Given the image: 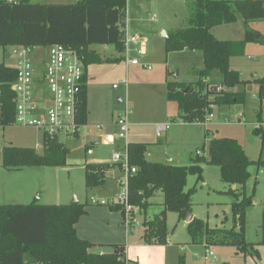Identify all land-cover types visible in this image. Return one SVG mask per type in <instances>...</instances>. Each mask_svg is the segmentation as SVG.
<instances>
[{
    "label": "trees",
    "instance_id": "trees-1",
    "mask_svg": "<svg viewBox=\"0 0 264 264\" xmlns=\"http://www.w3.org/2000/svg\"><path fill=\"white\" fill-rule=\"evenodd\" d=\"M190 14L186 26L167 32L164 51L197 52L202 56L200 68H192L194 83L185 85L165 72V99L177 106L178 118L185 123L202 122L213 108L244 105L245 91H235L246 82L229 61L244 55L248 43H262L254 39L256 33L248 28L253 21L264 20V0H189ZM127 0H75L69 4H38L18 0L8 4L0 0V47H43L54 44L76 49L82 57L84 84L81 89L77 121L86 123V70L90 65L116 64L124 60V26ZM241 19L244 26L242 40H218L212 29L232 24ZM92 45L113 47L116 57H104L91 50ZM217 74L218 81H213ZM14 67L0 63V128L10 127L15 121V102L12 86ZM259 86V110L263 106L264 77L254 79ZM188 86V88H186ZM220 88V90H216ZM186 91V92H184ZM259 116V115H258ZM260 123V119L258 118ZM262 134L261 150L264 148ZM207 137V132H205ZM42 150L6 144L0 149V165L4 170L17 171L30 167L59 168L66 166L68 149L56 138L42 137ZM90 146H86L88 148ZM91 148V147H90ZM201 155L190 158L187 166L170 163H151L145 158L146 145L128 144L129 166L136 172L128 179V203L138 213H145L156 193L162 196V209L142 222V240L148 245H165L167 212L175 213L183 221L191 213V196L195 187L185 190L189 175L195 184L202 182L203 165L216 166L222 183L236 189L231 196L232 226L229 229H210L200 219L186 224L191 244L231 246L236 253L247 254L253 245L244 238L245 215L253 206L252 196L245 195L249 179L248 168L264 161H251L242 146L233 138H208L198 149ZM108 164H85L86 189L104 182ZM122 214V207L108 206ZM86 214V205L78 202L67 205H39L31 203L0 205V264H118L116 258L125 252L124 245H113L110 253L99 255L90 251L94 244L79 238L75 225ZM111 247V245H108ZM258 257L257 252H255ZM179 264H183L182 257Z\"/></svg>",
    "mask_w": 264,
    "mask_h": 264
},
{
    "label": "rangeland",
    "instance_id": "rangeland-1",
    "mask_svg": "<svg viewBox=\"0 0 264 264\" xmlns=\"http://www.w3.org/2000/svg\"><path fill=\"white\" fill-rule=\"evenodd\" d=\"M73 2L75 0H31V3L38 4H69ZM190 3L189 0H127L124 20H131L129 33L140 35L144 40L145 53L142 55L137 53L138 46L131 45L129 58L138 60L139 65L128 66L126 61H123L116 64L103 63L88 66L87 72L91 77L90 107L92 118H90V121L88 120L86 129L94 137H85V127L81 129L77 137H58V141L63 143L69 151L66 158L67 170H56V173L55 170H49L48 174L39 173L28 177L32 186H34L35 180L39 181L36 184L38 187H36L37 191L33 198L41 191L44 196L40 202H46L45 195L51 197L47 202H53V196L57 190L62 195L66 192L70 194L75 189L76 192H72V194L74 193L73 197L79 202L81 201V204H84L86 199L89 204V199L93 196L97 199H103L104 196L115 199L122 192L121 188H114V184L109 185L107 183L106 186H109L100 190L102 194H93L85 188L80 169H82L84 163H111L110 158L115 148L105 142V136L112 129L107 128L99 132L96 126L105 125L115 119L123 113L125 108L132 112L138 123L144 125L142 127L144 134H150L152 132L150 125L156 122L162 121L170 125L168 133L171 134V141L168 142V146H165L164 141L157 143L155 137H152L153 142L163 148L150 150L151 155L146 159L157 163H167L166 157L172 156L173 163L179 164L177 166L188 165L189 161H182L179 157L184 155L188 158L193 153L194 145H202V135L205 127L200 123H195L199 126L195 125L197 128L195 126H179L189 124L180 122L176 104L165 99L164 66H168L171 72L176 71L175 67H177L180 73L179 82L185 81L183 82L185 85L194 83L196 79L192 76L191 65H186L185 61L181 65L175 64L173 61L176 56L165 53L162 33L167 34L165 31L169 32L186 26L190 14ZM242 27H244L243 22L238 19L235 23L217 26L212 30V34L218 40H234L239 32L243 30ZM248 28L259 35L261 42L264 41V20L250 22ZM257 44L259 46L251 48L241 56L243 59L239 57L238 61L255 68L257 64L256 72L260 74L259 76H263L264 67L262 66L259 70V63L261 66L264 62V58H262L264 46L262 43ZM90 49L104 57L117 56L111 46L92 45ZM45 55L46 48L36 47L34 49L32 56L37 68H39L40 57ZM247 56H250V59H247ZM16 57L10 47H0V63L13 67L15 64L14 58ZM146 65L150 66V69H147ZM245 76L247 75H243V78L248 79V76ZM192 80L194 81L192 82ZM123 82H126V86ZM254 87L256 86L248 85L245 87V103L244 105H236L233 108L235 113H231L228 117L229 121L226 120L225 123L224 118L218 117L221 123H225L218 128V132L212 130L211 127L208 129L210 137L226 136L237 140L247 158L256 162L258 159L264 161V148L261 150L262 134H258L256 130L258 128L256 119L258 102L256 93L251 92ZM236 89L242 90V87ZM252 94L255 95L253 98ZM119 99L121 100L120 103L118 102ZM237 111L243 112V117L240 118L236 113ZM218 119L215 116L210 122H216ZM262 119L264 120V114ZM239 120L242 122L241 124H239ZM131 131L132 129L129 131L128 141ZM137 131L139 132L138 128L135 132ZM262 132H264V124ZM39 134V132L36 134L32 128L15 124L4 129L0 128V149L6 144L17 147L23 145L34 147L40 143L41 134ZM90 141L94 144L91 147L93 150L92 155L88 154L86 149V145L91 146ZM205 142H207V139ZM248 172L250 176L245 184L244 191L245 195L252 196L253 206L247 210L245 215L244 238L247 243L253 245L254 250H250L247 254H240L236 253V249L231 246H212L207 250L212 252L213 255L205 259L206 249L204 246L191 244L185 223L178 222L175 213L167 212L165 224L168 233L167 240L171 244L149 247L144 242L138 246L128 245V241L126 242L128 251L137 254L138 259L142 258L143 264H179L181 257L183 264H264V164L260 166L252 164L249 166ZM12 175L19 174L7 172L0 165V198L1 195L5 194V191L6 193L10 192L9 186L18 184L19 180L12 179ZM2 184L6 185L5 190ZM193 187H195L191 196V214L193 217L205 222L210 229L231 228V203L233 198L225 194L230 187L221 182L218 168L211 165L205 166L202 171V182L196 184L195 177L189 175L186 179L185 190ZM159 195L161 194L159 193ZM9 196L5 194V198ZM160 197L162 198V196ZM74 200L72 198L70 202ZM151 202L146 218H151L152 215L159 213L162 209L161 199L156 197ZM117 218V212H109L105 207H88L87 216L81 218L75 225L77 234L94 242L93 248L90 249L92 253H97L100 250L110 251V247L104 245L105 243L95 242L117 239L115 236L112 237V234H109L111 237H106L104 230L107 226L112 229L114 227V231L120 235L118 240L121 239L122 235L117 226ZM137 219L142 223L144 215L141 212L137 213ZM135 231L134 235L129 237L132 240L142 235L143 225L137 226ZM254 251L257 252L258 257H256Z\"/></svg>",
    "mask_w": 264,
    "mask_h": 264
},
{
    "label": "built area",
    "instance_id": "built-area-1",
    "mask_svg": "<svg viewBox=\"0 0 264 264\" xmlns=\"http://www.w3.org/2000/svg\"><path fill=\"white\" fill-rule=\"evenodd\" d=\"M13 4L18 0H3ZM124 61L127 65H138L139 61L129 58L130 46H138L137 53L144 54V44L140 42L138 35H131L124 31ZM36 47H10L17 57L14 64L16 71L14 87L15 121L14 124L21 127L33 128L39 131L42 137L56 138L77 136L82 126L77 121L78 104L81 89L84 84V66L82 57L76 49L54 44L46 48V55L40 57L39 68L33 60V51ZM150 69V66H146ZM176 79V74L172 75ZM220 90V88H216ZM213 118V111L199 122L204 127ZM132 112L127 108L114 123L115 130L105 136V142L114 145L111 161L119 165L121 177L118 184L122 189L115 199L101 205H118L122 207V228L125 237L135 232L137 226L142 225L137 219L138 211L128 203V179L136 172L129 166L128 134L131 126ZM167 123L155 126L156 137L169 129ZM101 132L104 127L96 126ZM35 151L42 150V143L34 146ZM195 155H201L200 150ZM104 255L103 251L98 252ZM212 252L206 249L205 259L212 256ZM118 264H127L125 252L116 258Z\"/></svg>",
    "mask_w": 264,
    "mask_h": 264
},
{
    "label": "crops",
    "instance_id": "crops-1",
    "mask_svg": "<svg viewBox=\"0 0 264 264\" xmlns=\"http://www.w3.org/2000/svg\"><path fill=\"white\" fill-rule=\"evenodd\" d=\"M126 4H127V2H126ZM126 15V14H125ZM130 23H131V20H125V26H124V31L127 29V32H129V30H130ZM248 26H249V24H248ZM216 28V27H215ZM215 28H213V29H215ZM243 28V30L241 31V32H239V35L237 36V38H235L234 40H242L243 39V37H244V27H242ZM212 29V30H213ZM166 33H167V31H165ZM212 32V31H211ZM130 34V33H129ZM131 35H137V34H131ZM139 37H140V42H142L143 44H144V53H145V43H144V40H142V38H141V36L140 35H138ZM217 39V38H216ZM255 46H259L256 42H254V43H248V44H246V46H245V49H244V54L246 53V52H248L251 48H254ZM263 52V57L262 58H264V51H262ZM168 54H173L174 56H176V57H174L175 59H174V63L175 64H177L178 63V65H181L182 63H183V61H185V63H187L186 65H191L190 66V69H194V68H200V66H201V63H202V56L199 54V53H197V52H189V51H181V52H172V53H168ZM238 58L239 57H234V58H231L230 59V61H229V65H230V68L232 69V70H235V71H237L238 73H239V75H240V78L243 80V81H245L246 82V84L245 85H242V86H238V87H242V90L244 89V91H246L245 90V87L246 86H251V85H254V86H256V87H254L253 89H251V92H255L256 93V99H257V102H258V111L256 112V119H257V125H258V127H260L261 128V130H262V126H263V124H264V120L262 119V116H263V114H264V98H263V106H262V108H261V110H259V100H258V97H257V94H258V89H259V86L257 85V84H255L254 82H253V80L254 79H258V78H262V77H264V68H263V72H262V74H263V76H259L260 74L258 73V72H256V68H257V64H256V68L255 67H253V66H249V65H247V63H240V61H238ZM242 58V57H241ZM243 59V58H242ZM247 59H250V56H247ZM14 60H15V63H16V61H17V58H14ZM124 61V60H123ZM123 61H121V62H123ZM120 63V62H119ZM96 65V64H95ZM139 65V64H138ZM129 66V65H128ZM130 66H136V65H130ZM147 66V65H146ZM145 66V67H146ZM264 67V62L262 63V65L260 66V63H259V70H260V68L261 67ZM10 67H12V66H10ZM14 67V66H13ZM164 68H165V72H166V70L168 69L169 71H170V69H169V67L168 66H164ZM175 69H176V71H173L175 74H176V80L177 81H179V77H180V73H179V69L177 68V67H175ZM192 71V70H191ZM261 74V75H262ZM243 75H247L248 76V79H244L243 78ZM247 76H245V77H247ZM86 77H87V81H86V110H87V113H86V123H85V125L84 126H82V128L83 127H85V133L84 134H86L85 135V137L86 138H92V137H94L92 134L90 135L89 134V131H87V129H86V127H87V125H88V120L90 121L91 119L90 118H92V113H91V107H90V100H91V90H90V86H91V77H90V75L88 74V72H87V70H86ZM194 78V77H193ZM195 79V78H194ZM194 80H192V82H193ZM213 81H218V76H217V74H214V76H213ZM164 82H165V78H164ZM181 82H185V81H181ZM189 82V81H188ZM191 82V81H190ZM124 83V85L126 86V82H123ZM165 86V85H164ZM114 87V86H113ZM237 88V87H236ZM235 88V91H237V92H239V91H242V90H237ZM246 93V92H245ZM255 95H253L252 94V98L254 97ZM246 100V99H245ZM118 102L120 103L121 102V100L119 99L118 100ZM170 102V101H169ZM174 103V102H173ZM234 107H236V105H234V106H222V107H215V108H213V118L216 116L217 117V119H218V117H222V119L224 120V122L226 123V120H228V117L231 115V113H235V110L233 109ZM176 108H177V106H176ZM237 113V115L241 118V117H243V112H240V111H237L236 112ZM121 115V114H120ZM120 115H118L115 119H113V120H111V121H109L108 123H106L105 125H101V126H103L104 127V129H107V128H110V129H112V131L111 132H109V133H112L114 130H115V126H114V123H115V121L117 120V118L120 116ZM133 115V114H132ZM259 115V116H258ZM220 118L216 121V122H210L208 125H207V127H205L204 128V133H203V135H202V138H203V143L205 142V140L207 139V141H208V138H212V137H210V131H209V129L208 128H210L211 127V129L212 130H214V131H216V132H218V128L219 127H221L222 126V124H225V123H221V121H220ZM258 118L260 119V123L258 122ZM229 121V120H228ZM182 124H189V125H179V126H189V127H193V126H195L196 124L195 123H185V122H182V121H180ZM163 124V123H165V122H156V123H154V124H151L150 125V127L152 128V132L150 133V134H144L143 132V130H142V127L144 126L142 123H138L137 122V120H136V117H134V115H133V117H132V120H131V126H130V129H132V133H131V135H130V137H131V140H130V137H129V143H140V144H144V145H146V151H145V158H147V157H149L150 155H151V153H150V150H156V149H160V148H163L162 146H160V145H156L153 141H154V137H155V139L157 140V143H160V142H162V141H164L165 142V146H168V142H170L171 140V134L170 133H168V130L167 131H165L162 135H161V137H156V135H155V126H156V124ZM242 122H240V120H239V124H241ZM18 126V125H17ZM197 127H199L198 125H196ZM195 126V127H196ZM138 128V130H139V132L137 131V132H135L136 130H137V128ZM140 127V128H139ZM196 127V128H197ZM81 128V129H82ZM134 128V129H133ZM33 129V128H32ZM130 129H129V131H130ZM34 130V132L37 134L39 131H37V130H35V129H33ZM81 131V130H80ZM205 132H207V135L209 136H205ZM40 133V132H39ZM80 133V132H79ZM108 133V134H109ZM41 134V133H40ZM39 134V135H40ZM263 134H264V132H263ZM79 135V134H78ZM75 137H77V136H75ZM153 137V138H152ZM224 137H226V136H222V137H219V138H224ZM213 138H218V137H213ZM229 138V137H228ZM41 140H42V135H40V143H41ZM90 144H91V146L90 147H92V146H94V144L93 143H91V141L89 142ZM202 143V144H203ZM87 146V145H86ZM112 147H114L115 148V146L114 145H111ZM201 146V145H200ZM200 146L197 144V145H194V150H193V153H192V155H195V152L200 148ZM19 147H26V146H19ZM28 147H33V146H28ZM90 147H88V148H86L87 149V151H88V154H93V150H92V148H90ZM34 148V147H33ZM69 152V151H68ZM192 155H190V156H188V158H186V156H184V155H179V156H177V157H179V158H181V160L182 161H189L188 162V165H189V163H190V158L192 157ZM148 162H151V163H157V162H153V161H151V160H148V159H146ZM166 160H167V163H170V164H172V165H179V164H176V162H175V164L173 163V157L171 156V157H166ZM110 162L111 163H103V164H108L109 165V168L107 169V171L105 172V178H104V182L102 183V184H100L99 186H96V187H94V188H91V189H88L89 190V192H92L93 194H97V195H100V194H102V193H100V190L101 189H105V188H107V186H109V185H113L114 184V188H116V187H119L120 188V186H119V184H118V180H119V178L121 177V171H120V167H119V165H115V164H113L112 163V161H111V158H110ZM85 164H96V163H84L83 164V167H82V169H80L81 170V178H82V181L84 182V165ZM98 164V163H97ZM101 164V163H100ZM68 166V164H67V159H66V166H64V167H59V168H49V167H30V168H23V169H21V170H17V171H7V172H10V173H17V174H19V175H12V179H18L19 180V182H18V184L17 185H11V187L9 186L8 188H10V192H8V193H6V191H5V194H6V196H9L10 194V196L9 197H7V198H5V194H3V195H1V198L0 199H2V200H0V205H7V204H22V205H27V204H31V203H36V204H39V205H67V204H70V203H75V202H79V200H76V198L75 197H73V195H74V193L72 194V192L74 191V192H76L75 191V189H73L71 192H70V194H68V192H66V193H63L62 195L60 194V192L57 190V192L54 194V196H53V202H47V201H49V199L51 198L50 197V195H45V201L46 202H40L41 201V199H42V197L44 196V193L43 192H38L37 193V196L35 197V198H33L34 196V194L36 193V191H37V189H36V187H38V186H36V184H37V182H39L38 180L36 181L35 180V182H34V186H32V183H30V181H29V179H28V177H30V176H34V174H39V173H46V174H48V172H49V170H55L54 172L56 173L57 171L56 170H67V167ZM207 167V166H210V165H203V167H202V171H203V168L204 167ZM32 172H33V174H32ZM23 179H25V180H23ZM26 181V182H25ZM107 183H109V185H107L106 186V184ZM2 185H4V190H5V188H6V185L5 184H2ZM85 186V185H84ZM230 189H232L231 187H230ZM235 189H236V187H235ZM234 189V190H235ZM115 193H117V192H115ZM114 193V194H115ZM92 194V195H93ZM105 194V193H104ZM161 195H159V193H156L155 194V196L153 197V198H158V199H161L162 200V198L160 197ZM72 198H74L75 200L73 201V202H70L71 201V199ZM152 198V199H153ZM151 199V200H152ZM111 200H113V199H111V198H109L108 196L107 197H105L104 196V198L103 199H97L95 196H93V198L92 197H90V199H89V204L87 203L88 201H87V199L84 201V204L86 205V214L84 215V216H87V214H88V207H92V206H101V207H105V208H107L108 209V211L109 212H117V214H118V218H117V220H116V222H117V226H118V228L121 230V239H119L118 240V236H120L119 234H118V232H116V231H114V227H113V229L111 228V227H109V226H107V228L104 230V232H105V234H106V237L108 238V236H110L111 237V235H109V234H112V237L113 236H115L117 239H113V240H104V242H95V243H105L104 245H111V247H110V251H107V252H105V251H103V250H100V251H103L105 254L106 253H110L111 251H112V249H113V245H124L125 246V257H126V259H127V264H143V259L142 258H139L138 259V257H137V254H132V252L130 253L129 251H128V249H127V244H126V242H128L129 241V244L128 245H136V246H138V245H141L142 243H143V240H142V235H139V236H137V237H135L134 238V240H132L131 238H129L130 236H133L134 235V233L136 232H134L133 234H130L128 237H125V234H124V231H123V228H122V224H121V220H122V216H121V213L119 212V211H112V210H110L109 209V205L110 204H108V205H101L100 204V201H105V202H109V201H111ZM150 200V201H151ZM65 201H67V202H65ZM69 201V202H68ZM81 202V201H80ZM79 202V203H80ZM152 203V202H151ZM150 207V206H149ZM149 207H148V209H149ZM147 209V210H148ZM159 209H160V206H159ZM147 210H146V212L145 213H141V214H143L144 215V219H143V221L144 220H148V219H150V218H146V213H147ZM155 215V214H154ZM192 215V214H191ZM83 216V217H84ZM153 216V215H152ZM83 217H81V218H83ZM81 218L79 219V221L81 220ZM194 217H193V215H192V219H193ZM78 221V222H79ZM77 222V223H78ZM180 222V221H179ZM182 222H184V220L182 221ZM185 223V222H184ZM115 224V223H114ZM187 223H185V225H186ZM75 231H76V234H77V229H76V227H75ZM77 236L79 237V238H81V239H83V240H86V241H88V242H90V243H93L94 244V242H91V240H89L88 238H82V237H80L79 236V234H77ZM93 239H95V238H93ZM167 239H168V236H167ZM111 241H113V242H111ZM166 244H171V242L169 241L168 242V240H167V243ZM146 245V244H145ZM147 246H149V247H157V246H159V245H148L147 244ZM96 254H99L98 252L96 253Z\"/></svg>",
    "mask_w": 264,
    "mask_h": 264
},
{
    "label": "water",
    "instance_id": "water-1",
    "mask_svg": "<svg viewBox=\"0 0 264 264\" xmlns=\"http://www.w3.org/2000/svg\"><path fill=\"white\" fill-rule=\"evenodd\" d=\"M162 37L166 38V34L162 33ZM259 38H260L259 35H255L254 36V39H256V40H258ZM12 91H14V87L13 86H12ZM184 92H186V91H184ZM231 188H232V190H234L235 186H232ZM191 220H192V215H191V213H188L186 215L185 219H184V222L185 223H189Z\"/></svg>",
    "mask_w": 264,
    "mask_h": 264
}]
</instances>
